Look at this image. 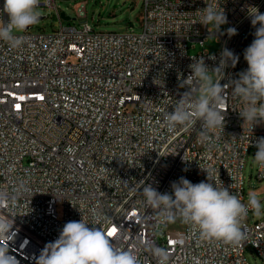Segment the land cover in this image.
<instances>
[{"label": "built area", "instance_id": "obj_1", "mask_svg": "<svg viewBox=\"0 0 264 264\" xmlns=\"http://www.w3.org/2000/svg\"><path fill=\"white\" fill-rule=\"evenodd\" d=\"M57 1L40 0L54 11L56 29L30 26L14 33L17 46L0 40V248L18 264H38L63 226L82 219L138 264H250L246 247L264 262V215L251 220L249 210L241 222L246 239L234 246L202 240L186 225L167 232L142 195L145 183L167 193L181 177L206 181L208 169L211 182L247 204L244 168L264 124L251 130L244 123L245 101L231 80L248 67L249 9L264 13V0H141L139 31H97L81 21L82 8L66 20ZM207 4L227 16L226 29L215 33L220 48L190 53L214 32L199 23ZM6 20L0 0V23ZM224 49L239 60L215 75H224L225 126L209 150L200 121L169 132L164 118L187 90L180 84L193 58L203 56L211 69ZM256 178L264 180V169L256 166Z\"/></svg>", "mask_w": 264, "mask_h": 264}, {"label": "clouds", "instance_id": "obj_2", "mask_svg": "<svg viewBox=\"0 0 264 264\" xmlns=\"http://www.w3.org/2000/svg\"><path fill=\"white\" fill-rule=\"evenodd\" d=\"M40 0H3V12L7 20L0 23V40L12 46L21 43L19 36L30 26L36 25L41 19ZM254 9V11H250ZM249 16L255 28L254 39L244 50L247 69L239 74L238 79L231 80L233 94L245 101L239 115L251 125V130L264 124V13L251 7ZM200 24L211 25L215 35L221 25L227 23V16L220 5L207 4L200 10ZM258 25V27H257ZM227 34H237L235 28H228ZM214 59V57H210ZM239 57L230 50L224 49L219 64L209 68L204 57L193 58L189 65L191 74L181 81L180 86L186 87L178 103L166 113L164 125L169 132L177 126L188 127L200 121L202 126L201 142L209 150L218 147L213 139L217 130L223 132L225 114L221 109L224 101L225 85L214 75L219 76L231 63L235 66ZM195 84V88L192 85ZM198 93V95H196ZM256 152L254 164L264 169V138H259L254 145ZM207 174L206 181L193 184L181 177L173 182L171 191L160 193L150 183L142 186V195L147 206L159 210L162 223L175 222L177 219L196 231L202 240L218 241L231 245H239L246 235L242 221L249 210L257 217L262 214L261 201L255 193H249L247 204L237 194L226 187H220L210 181V170L202 169ZM38 264H138L136 257L124 250L117 249L98 227L91 226L81 219L69 221L64 226L59 238L48 244L37 260ZM0 264H18L15 257L8 254L7 249L0 248Z\"/></svg>", "mask_w": 264, "mask_h": 264}, {"label": "rangeland", "instance_id": "obj_3", "mask_svg": "<svg viewBox=\"0 0 264 264\" xmlns=\"http://www.w3.org/2000/svg\"><path fill=\"white\" fill-rule=\"evenodd\" d=\"M85 1L84 5H79L78 2ZM57 4L61 11H64L66 15L73 17L74 8L83 9L87 15V18L81 19V21L87 20L93 29L97 31H119L128 28H132L135 31L140 30V8L141 0H58ZM78 4V5H77ZM42 18L39 23L33 25L30 31H51L56 29L58 22L54 16V11L49 9H39ZM211 30L215 29L209 25ZM226 29V24L221 25L220 33ZM220 48L218 38L215 35L210 36L201 46L196 43L194 48H191L190 53H196L202 49L209 52H216ZM215 80V75H214ZM198 95V93H197ZM253 153L247 157L244 168L245 175V198L248 200L249 193H255L258 199L261 201L262 214L264 215V195L261 193L264 187V180H258L256 178V165L253 162ZM257 217L250 214L251 220H256ZM185 228V225L177 219L175 222H168L165 226V230L169 233L181 232ZM245 254L250 264H264L262 259L252 250L251 247H246Z\"/></svg>", "mask_w": 264, "mask_h": 264}, {"label": "water", "instance_id": "obj_4", "mask_svg": "<svg viewBox=\"0 0 264 264\" xmlns=\"http://www.w3.org/2000/svg\"><path fill=\"white\" fill-rule=\"evenodd\" d=\"M60 14H61V16H62L64 19H66V20L71 19V17L68 16V15H66L64 11H62Z\"/></svg>", "mask_w": 264, "mask_h": 264}, {"label": "snow or ice", "instance_id": "obj_5", "mask_svg": "<svg viewBox=\"0 0 264 264\" xmlns=\"http://www.w3.org/2000/svg\"><path fill=\"white\" fill-rule=\"evenodd\" d=\"M113 231H114V230H113ZM111 235H112V233L110 232V233H109V236H111Z\"/></svg>", "mask_w": 264, "mask_h": 264}]
</instances>
